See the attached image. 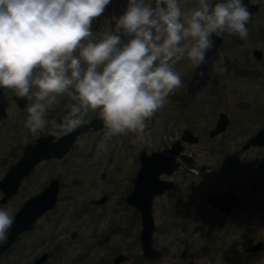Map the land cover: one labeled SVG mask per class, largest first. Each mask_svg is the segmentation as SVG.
<instances>
[{
    "label": "rangeland",
    "instance_id": "374dc122",
    "mask_svg": "<svg viewBox=\"0 0 264 264\" xmlns=\"http://www.w3.org/2000/svg\"><path fill=\"white\" fill-rule=\"evenodd\" d=\"M154 1L145 3L152 5ZM253 1L259 7L251 14L248 39L233 35L219 46L218 67L198 92L185 91L193 71L188 59L174 64L183 86L146 121L148 142L139 141L131 132L108 140L105 128L84 132L62 158L42 160L34 167L18 193L0 203V210L14 212L23 199L37 193L54 176L60 178L57 202L0 254V264H29L44 250L49 251L44 264H112L118 252L128 255L120 264H264V247L255 252L246 250L257 239L264 241V145L236 152L264 125V0ZM112 2L113 6L93 21L91 40L98 42L104 34L117 31L116 20L126 11L129 0ZM180 6L182 11L191 10L197 0H180ZM255 47L263 51L259 59L253 54ZM11 91L8 89L4 97L8 115L0 118V177L12 159L8 151L18 150L25 137L32 136L24 126L30 102L19 108L9 96ZM59 101L49 109L48 121L49 115L59 106L65 107L70 98L65 95ZM219 111L229 115V125L210 136ZM92 116H99L98 111H89L85 119ZM184 128L199 136L197 142L183 141V151L194 161H181L171 175L162 174L174 180L173 187L156 195L152 204L153 244L164 254L148 260L143 258L139 242L140 214L133 211L125 195L139 167V150L163 149ZM102 140L104 149L98 147ZM257 179L258 187L247 194ZM227 186L240 193V204L229 215L205 199L207 193ZM103 193L108 194L103 203L89 201Z\"/></svg>",
    "mask_w": 264,
    "mask_h": 264
},
{
    "label": "clouds",
    "instance_id": "9594fccd",
    "mask_svg": "<svg viewBox=\"0 0 264 264\" xmlns=\"http://www.w3.org/2000/svg\"><path fill=\"white\" fill-rule=\"evenodd\" d=\"M110 3L0 0V88L30 102L24 126L34 137L49 124V109L67 95L68 111L51 122V135L75 131L89 111H98L105 140L131 132L148 142L146 121L183 86L174 64L186 57L195 69L216 70L218 61L206 59L213 35L249 37L251 14L242 0H197L188 11L181 10L180 0H155V6L129 0L116 33L93 41V21ZM205 75L198 73L200 79ZM98 147L105 148L104 140ZM12 225L10 212L0 210V241Z\"/></svg>",
    "mask_w": 264,
    "mask_h": 264
},
{
    "label": "water",
    "instance_id": "95a60500",
    "mask_svg": "<svg viewBox=\"0 0 264 264\" xmlns=\"http://www.w3.org/2000/svg\"><path fill=\"white\" fill-rule=\"evenodd\" d=\"M215 3V0H212ZM242 3L248 7L250 14L254 13L259 4L253 0H242ZM110 5V4H109ZM108 5V6H109ZM155 6V1L152 4ZM248 24H246V27ZM112 33H116L114 30ZM122 33V31H121ZM228 37L221 39L213 35L215 41L214 48L206 54L208 57H213L219 61V46ZM122 39L127 41L128 37ZM262 49L253 48V54L256 58L262 56ZM205 72L207 75L203 79L198 76L199 72ZM213 69L210 65H202L200 68H193L187 85L186 93L194 94L207 84L208 78L211 76ZM3 88H0V94ZM20 106L26 104L25 100H20V97L15 95ZM69 105V104H68ZM68 111V106L56 113L53 120L59 122V117ZM0 116H6L5 103L0 100ZM51 121V122H52ZM51 122L48 126V131L45 134H40L32 137L23 148L19 157L12 162L7 168L4 175L0 178V203L7 202L18 191L22 179L30 175L33 168L42 160L50 158H62L72 149L78 135L84 132H94L104 128L103 121L100 116H92L85 119V123L71 133L62 136H53L50 134ZM230 117L225 111H219L214 125L209 129V135L214 136L223 132L229 125ZM199 136L189 128H184L180 136L171 142V144L163 149H154L147 151L142 148L139 150V167L133 178L131 190L125 195L126 202L137 209L140 214L141 227L139 229V242L141 245L142 256L148 260H156L162 256V251L153 244V231L155 229V221L153 214V199L156 195L163 193L166 189L171 188L174 184L170 178L163 177L162 174L171 175L177 170L181 161L192 164L194 158L191 154L183 151V141L193 143L197 142ZM264 145V125L257 131L253 132L241 144L236 152H242L250 146ZM104 175V172H102ZM259 180H254L252 188H255ZM60 191V178L52 177L49 181L35 194L26 197L18 208L10 213L13 217V225L6 234V239L0 241V254L6 252L17 241L19 236L25 231L31 229L45 212L55 206ZM108 198L107 193H103L99 197L92 198L93 203H103ZM205 199L213 208H218L222 212L230 213L235 202L238 200V193L231 187L224 190H213L206 194ZM76 233L72 231V236ZM264 241L257 239L250 244L248 250L257 251L263 249ZM49 251L44 250L37 255L29 264H43L48 258ZM127 259V255L119 252L113 258V264H120Z\"/></svg>",
    "mask_w": 264,
    "mask_h": 264
},
{
    "label": "flooded vegetation",
    "instance_id": "af4514ba",
    "mask_svg": "<svg viewBox=\"0 0 264 264\" xmlns=\"http://www.w3.org/2000/svg\"><path fill=\"white\" fill-rule=\"evenodd\" d=\"M153 4V3H152ZM113 6V2H112V0H111V3H110V5L109 6H107L106 8H111ZM114 30H112L111 32H113ZM6 91H8V89H2V91H1V94H0V100L3 102V103H5V111H6V116H4V117H1L0 116V118L1 119H4V118H6L7 117V115H8V111H7V102L4 100V97H5V95H6ZM16 95V93H15V91L13 90V91H11V93H9V96L11 97V99L17 104V106L19 107V108H25L26 106H27V103H28V100L26 99V98H21L20 97V100H25L26 101V104L24 105V106H20L19 105V101H18V99H17V97L15 96ZM66 99V98H65ZM64 99V100H65ZM69 103H70V101H69ZM68 103V104H69ZM68 104L65 106V107H62V106H59L57 109H55V112L53 113V114H50L49 115V117L51 118L50 119V121H49V123L52 121V119L54 118V115L56 114V113H58V112H60V111H62V110H64L67 106H68ZM48 126H49V124L45 127V132H41V133H39L38 135H40V134H45L47 131H48ZM32 137H34L33 135L27 140V142L32 138ZM27 142H24L20 147H19V149L18 150H11V151H8V155H10V157L12 158L11 159V161H9L8 162V164H7V168L12 164V162L14 161V160H16L18 157H19V155L22 153V151H23V148H24V145L27 143ZM56 158V157H55ZM6 159L7 158H5V162H6ZM5 162H1V163H5ZM181 166V165H180ZM180 168V167H179ZM178 168V169H179ZM34 169V168H33ZM177 169V170H178ZM7 170V169H6ZM176 171V170H175ZM174 171V172H175ZM6 172V171H5ZM4 172V173H5ZM32 172V171H31ZM4 175V174H3ZM2 175V176H3ZM30 175H31V173H30ZM30 175H28V176H26L25 178H23L22 179V181L23 180H25V179H28L29 177H30ZM1 176V177H2ZM103 176V175H102ZM0 177V178H1ZM173 182H174V180H173ZM22 183V182H21ZM259 183H260V181L258 182V184L256 185V187L255 188H252V185H251V189L250 190H246V193L247 194H250L254 189H256L257 187H258V185H259ZM253 184V183H252ZM174 185V184H173ZM20 186H21V184H20ZM20 186H19V188H20ZM173 187V186H172ZM227 187H231V186H227ZM227 187H225V188H227ZM19 188H18V191H19ZM224 188V189H225ZM236 193H238V200L235 202V204H234V206L232 207V209H231V211H230V213H228V214H226V213H224V212H222L221 210V212L223 213V214H225V215H229V214H231L232 213V211H234V209H235V207H238L239 206V204H240V193L238 192V191H236V189H234L233 187H231ZM168 189H170V188H168ZM223 189V190H224ZM167 190V189H166ZM18 191H17V193H18ZM16 193V194H17ZM15 194V195H16ZM0 195H1V192H0ZM14 196V195H13ZM12 196V197H13ZM30 196V195H29ZM28 197V196H27ZM99 197V196H98ZM96 198V197H95ZM92 199V198H91ZM90 199V200H91ZM24 200V199H23ZM89 200V201H90ZM107 200V199H106ZM91 202V201H90ZM22 203V202H21ZM91 203H93V202H91ZM94 204H101V203H94ZM216 208V207H215ZM218 209V208H217ZM75 235H76V233H75ZM74 235V236H75ZM71 236H72V232H71ZM74 236H72V237H74ZM252 244V243H251ZM250 246V244L246 247V250H248V247ZM162 251V250H161ZM248 251H251V250H248ZM258 251V250H257ZM255 252V251H254ZM119 253V252H118ZM118 253H116V254H118ZM124 253V252H123ZM115 254V255H116ZM126 254V253H125ZM163 251H162V256H163ZM114 255V256H115ZM127 255V254H126ZM48 256H49V254H48ZM114 256H113V258H114ZM161 256V257H162ZM113 258H112V264H113ZM127 258H128V255H127ZM144 258V257H143ZM34 259V258H33ZM47 260V259H46ZM32 261V260H31ZM121 263V262H120ZM44 264V263H43Z\"/></svg>",
    "mask_w": 264,
    "mask_h": 264
},
{
    "label": "trees",
    "instance_id": "16d2710c",
    "mask_svg": "<svg viewBox=\"0 0 264 264\" xmlns=\"http://www.w3.org/2000/svg\"><path fill=\"white\" fill-rule=\"evenodd\" d=\"M134 212H136L138 214V211L136 209H133ZM138 217V216H137Z\"/></svg>",
    "mask_w": 264,
    "mask_h": 264
}]
</instances>
